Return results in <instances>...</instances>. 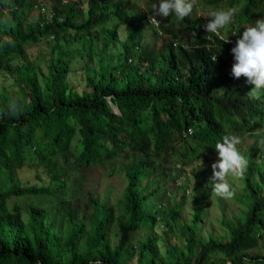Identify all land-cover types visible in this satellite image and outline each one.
Segmentation results:
<instances>
[{
  "label": "trees",
  "instance_id": "trees-1",
  "mask_svg": "<svg viewBox=\"0 0 264 264\" xmlns=\"http://www.w3.org/2000/svg\"><path fill=\"white\" fill-rule=\"evenodd\" d=\"M42 1L0 0V76L11 79L0 87V175L33 176L0 192V264H264V97L231 76L230 51L264 0H203L234 8L233 25L209 41L188 17L158 45L143 44L149 27L160 39L152 17L125 0ZM72 50L112 66L71 76ZM228 134L241 136L247 166L211 222L208 202L222 199L210 180L178 178L213 162ZM92 169L124 177L111 204L74 188L69 172Z\"/></svg>",
  "mask_w": 264,
  "mask_h": 264
},
{
  "label": "clouds",
  "instance_id": "clouds-1",
  "mask_svg": "<svg viewBox=\"0 0 264 264\" xmlns=\"http://www.w3.org/2000/svg\"><path fill=\"white\" fill-rule=\"evenodd\" d=\"M194 7V0H155L150 11L156 24L158 21L155 17L159 16L161 19H174L179 25L193 15ZM235 17L236 10L231 7L208 11L204 17L207 22L203 26L208 33L207 39L211 41L221 30L227 31L233 25ZM220 39L228 42V38L224 39L223 35ZM230 51L233 60L231 76L236 80L244 78L245 83L251 86L249 98L264 97V15L246 25L242 33L240 31L239 38L235 40ZM211 59L215 61L216 55ZM241 143L240 135L228 134L222 136L214 145L216 159L211 164L212 176L209 183L211 193L221 199L227 200L234 196L228 178L240 177L247 166V160L239 148Z\"/></svg>",
  "mask_w": 264,
  "mask_h": 264
},
{
  "label": "rangeland",
  "instance_id": "rangeland-1",
  "mask_svg": "<svg viewBox=\"0 0 264 264\" xmlns=\"http://www.w3.org/2000/svg\"><path fill=\"white\" fill-rule=\"evenodd\" d=\"M129 6L130 11L134 12V14H144L147 15V18L151 16V13L149 11L150 9V4L153 0H125ZM155 1V0H154ZM83 3V0H81ZM194 12L191 17H189L191 20H197L201 22V24L204 26V24L207 22L205 17V14L208 11L214 10V9H219L222 8L221 4L218 5H211L207 6L205 5V1L203 0H194ZM42 7H45L48 5V1L44 0L41 3ZM85 8V5L82 6ZM4 13L8 16H10V9L7 7L4 8ZM42 13H45L48 15L46 10H42ZM157 20L162 21L163 25L158 27V32L160 39H154L153 38V29L149 27L147 30H145V33L143 35V44H149L152 45L155 43V45H158L161 43V41L164 40H171V34L170 31L173 29V25H175V20L170 19V18H164L161 19L159 16L155 17ZM110 27L116 25V21H113L110 23ZM204 28V27H203ZM121 30L120 32H122ZM182 38V36H180ZM178 43V42H175ZM96 45V44H95ZM93 46V53L96 54L99 52L101 44H98V46ZM87 46V45H86ZM87 48L83 51H87ZM42 46L39 45L35 48L30 49L29 53L32 56V59L35 58L38 53H43L42 52ZM82 52V53H83ZM114 53H116V50H113ZM73 54L75 57L71 60L70 64V69H71V76L73 75L75 70H79L81 75H86L88 74V70H97L100 67L108 69L112 64H107V62H104L103 65L99 63L97 55H94L93 60H90L86 53H83L82 55H79L80 53L76 50H72L70 52ZM44 54V53H43ZM42 54V55H43ZM106 55H104V58ZM106 59V58H105ZM111 59V58H110ZM75 77H78L77 75H74ZM72 82V81H71ZM73 84V82H72ZM11 85V79L8 76H0V87H10ZM84 88V85H81ZM113 107V106H112ZM114 111L117 112L115 107H113ZM262 135L264 136V131L262 132ZM258 139L257 135H250L247 136L246 143L248 145H254L255 141ZM259 147L256 146L253 149L257 151ZM242 151V149L240 150ZM242 154V152H241ZM215 161V160H214ZM213 161V162H214ZM204 163L201 162V167H199L200 163L196 164L194 170L190 169H185L184 171H180L179 173V178L178 181H180V185L182 182H190L191 177H200V178H205L209 179L212 176V170H211V164L213 163ZM71 179L76 180L77 183H74V188L78 187L80 189L79 191L81 192H86L87 190H90L95 196H99L103 199H106L109 201L111 204L113 201H115L116 198L120 195V192L124 189L126 186L124 177L122 174H120L119 171H114L111 172L109 170H104V169H92V170H83V171H70L69 172ZM33 176L28 172H18L13 179L10 178L9 175L7 174H2L0 175V192L5 191L7 188L11 186V184H21L22 182L25 181H31ZM233 183L230 182L229 184ZM188 192V191H187ZM187 194V193H186ZM175 199H179L181 197V194L178 193L175 195ZM31 197H28L26 199V202H30ZM18 202L21 204V206H25L26 203H23L24 201L22 199H17L15 197L11 198L8 200L9 205L12 203ZM23 203V204H22ZM209 207H210V221L216 220L220 216V211L223 210V212H226L227 210L230 209L231 203L225 199L218 200V199H211L209 202ZM224 204L225 208L221 207L220 205ZM221 209V210H220ZM26 214H24V219H26ZM186 217V215H185ZM187 219V218H185ZM207 225L210 226V222H206ZM113 234H112V239H111V244L114 245L117 242L116 238V232L117 228H113ZM162 230L161 227L157 229L156 235L158 236L159 239L163 238L162 235ZM139 238H143V235H140ZM162 246V244H159ZM258 253V252H256Z\"/></svg>",
  "mask_w": 264,
  "mask_h": 264
},
{
  "label": "built area",
  "instance_id": "built-area-1",
  "mask_svg": "<svg viewBox=\"0 0 264 264\" xmlns=\"http://www.w3.org/2000/svg\"><path fill=\"white\" fill-rule=\"evenodd\" d=\"M156 19V18H155ZM157 20V19H156ZM158 21V20H157ZM150 23L153 25V27L155 28V29H158V27L160 26V22L158 21V24H156L154 21H153V19L152 18H150Z\"/></svg>",
  "mask_w": 264,
  "mask_h": 264
}]
</instances>
